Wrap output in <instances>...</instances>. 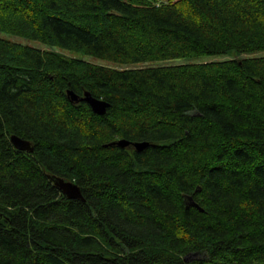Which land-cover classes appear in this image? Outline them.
I'll return each instance as SVG.
<instances>
[{
  "label": "trees",
  "instance_id": "obj_1",
  "mask_svg": "<svg viewBox=\"0 0 264 264\" xmlns=\"http://www.w3.org/2000/svg\"><path fill=\"white\" fill-rule=\"evenodd\" d=\"M0 34V264H264V0H0Z\"/></svg>",
  "mask_w": 264,
  "mask_h": 264
},
{
  "label": "water",
  "instance_id": "obj_2",
  "mask_svg": "<svg viewBox=\"0 0 264 264\" xmlns=\"http://www.w3.org/2000/svg\"><path fill=\"white\" fill-rule=\"evenodd\" d=\"M67 99L71 104H78V103H85L91 109L93 114L98 116L105 115L107 109L109 108V104L100 100L93 98L90 94L84 93V95L79 98L74 92L67 91ZM10 142L12 146L19 152L31 153L33 148L31 144L27 141L21 140L15 136H11ZM111 146H116L121 149H125L130 146V143L125 140H120L116 143L111 144ZM149 145L147 143H134L132 147L135 149L136 152H142L145 150ZM50 181L53 185L62 193L66 198L70 200H80L84 201L82 197V193L80 188L72 183V182H65L63 179L58 177H50ZM191 206L197 208V205L193 202ZM202 212V210H200ZM196 255H188V258L195 257Z\"/></svg>",
  "mask_w": 264,
  "mask_h": 264
},
{
  "label": "rangeland",
  "instance_id": "obj_3",
  "mask_svg": "<svg viewBox=\"0 0 264 264\" xmlns=\"http://www.w3.org/2000/svg\"><path fill=\"white\" fill-rule=\"evenodd\" d=\"M0 38H3V35L0 34ZM19 43H24L25 45H29V46H35L36 44L34 42H27V41H18ZM79 58H82L86 61H89V62H93V63H101V61L99 60H96V59H92L90 57H84V56H78ZM196 61H201V59H198ZM195 61V62H196ZM169 64H172V62H164V63H159V64H155V65H169ZM198 258H201V256L197 255L195 257H192V258H187L185 259V261H192V260H195V259H198Z\"/></svg>",
  "mask_w": 264,
  "mask_h": 264
},
{
  "label": "bare ground",
  "instance_id": "obj_4",
  "mask_svg": "<svg viewBox=\"0 0 264 264\" xmlns=\"http://www.w3.org/2000/svg\"><path fill=\"white\" fill-rule=\"evenodd\" d=\"M32 146V145H31ZM15 149V148H14ZM16 150V149H15ZM62 194V193H61ZM63 195V194H62ZM64 196V195H63ZM66 197V196H65ZM68 199V198H67ZM68 200H70V199H68Z\"/></svg>",
  "mask_w": 264,
  "mask_h": 264
}]
</instances>
